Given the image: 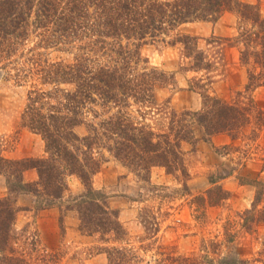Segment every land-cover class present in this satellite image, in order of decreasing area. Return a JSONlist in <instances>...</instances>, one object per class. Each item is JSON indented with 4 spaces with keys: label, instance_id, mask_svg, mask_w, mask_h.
I'll list each match as a JSON object with an SVG mask.
<instances>
[{
    "label": "trees",
    "instance_id": "obj_1",
    "mask_svg": "<svg viewBox=\"0 0 264 264\" xmlns=\"http://www.w3.org/2000/svg\"><path fill=\"white\" fill-rule=\"evenodd\" d=\"M224 12L240 18L242 63L252 58L260 69L256 75L248 70L245 92H251L264 85V17L255 5L239 0H0V65L16 62L21 73L16 79L29 80L38 75L44 84L75 85L56 103L51 93L36 86L27 93L21 124L41 137L44 158L10 160L0 155V174L5 175L8 190L7 196L0 198V264H51L47 259L50 254L38 248L40 242L34 232L28 227L16 230L20 212L16 197L33 195L42 204L37 212L52 208L66 189V174L76 175L84 187L75 199L76 207H83L79 211V230L88 235H109L118 243L125 241L127 232L117 212L109 208L108 197L92 187L91 178L101 164L90 154L94 149L99 155L101 149L106 150L143 181H148L152 167L164 168L170 175L179 173L185 179L183 143L210 141L216 135H227L234 142L248 128L257 137L264 128V109L257 107L249 95L246 103L205 95L199 110L172 112L164 130L158 132L143 126L127 111L131 103L140 107L155 105L154 89L165 84L167 77L156 68L139 71L140 63L147 64L141 56L142 46L158 42L173 46L178 42L189 54L190 43L197 38L178 34L172 37L174 32L196 20L216 22ZM31 36L36 42L27 51L30 56L20 61L16 55L23 58L19 52ZM49 48L68 54L82 52L79 56L74 53L70 63H43L38 50ZM90 103L116 111L99 124L101 135L91 125L94 136L79 137L73 130L83 123V109ZM199 133L200 138L196 136ZM31 169L36 170L38 181L27 184L23 175ZM253 183L257 196L263 198L264 183ZM216 190V201L209 198V203L212 200L215 205L225 199L223 191L218 187ZM256 220L264 222V208ZM22 239L27 250L20 244ZM103 252L108 264L136 259L127 246L104 248Z\"/></svg>",
    "mask_w": 264,
    "mask_h": 264
},
{
    "label": "rangeland",
    "instance_id": "obj_2",
    "mask_svg": "<svg viewBox=\"0 0 264 264\" xmlns=\"http://www.w3.org/2000/svg\"><path fill=\"white\" fill-rule=\"evenodd\" d=\"M239 1L257 6L264 17V0ZM240 28V18L224 12L216 22L196 20L174 32L172 37L178 34L197 38L190 43L189 54L178 42L173 46L160 42L142 46L141 56L147 64L140 63L139 71L156 68L167 77L165 84L154 89L155 105L140 107L131 103L127 111L143 126L158 132L164 130L172 112L199 110L205 95L240 103H246L249 95L257 107L264 109V85L245 92L248 70L256 75L260 69L252 58L247 64L241 61L244 47L238 39ZM31 37L19 52L23 58L16 55L20 61L30 56L27 51L36 42ZM38 51L43 63H70L74 53L79 56L82 52L68 54L55 48ZM4 62L0 65V155L10 160L44 158L41 137L21 124L27 93L36 86L51 93L56 103L75 85L44 84L38 75L29 80L16 79V74H21L17 71L19 65ZM93 98L98 101V97ZM99 104L84 107L83 123L73 130L79 137L94 136L93 126L101 135L99 124L116 111ZM257 133L254 138L248 128L234 142L227 135H216L210 141L183 143L185 179L179 173L170 175L164 168L152 167L148 181H143L106 150L101 149L99 155L94 149L90 154L101 164L91 178L92 187L105 194L109 208L117 212L127 232L123 242L79 230L83 207H76L75 199L84 187L73 174L64 176L66 189L52 208L37 212L42 204L33 195H17L20 212L15 228L20 231L28 227L34 232L40 242L38 248L50 254L47 259L51 264H108L103 249L118 245L130 247L135 253L136 259L129 257L126 264H264V222L256 220L264 208V197L257 196L253 185L255 180L264 183V128ZM196 136L200 138L201 134ZM80 158L85 159L83 154ZM23 180L27 184L37 182L36 170L25 171ZM217 187L225 199L215 205ZM7 191L6 177L0 174V198L7 196ZM209 198L215 201L209 203ZM50 211L55 212L54 217ZM20 244L27 250L23 239Z\"/></svg>",
    "mask_w": 264,
    "mask_h": 264
},
{
    "label": "crops",
    "instance_id": "obj_3",
    "mask_svg": "<svg viewBox=\"0 0 264 264\" xmlns=\"http://www.w3.org/2000/svg\"><path fill=\"white\" fill-rule=\"evenodd\" d=\"M50 214H51V216H55V212L54 211H50Z\"/></svg>",
    "mask_w": 264,
    "mask_h": 264
}]
</instances>
